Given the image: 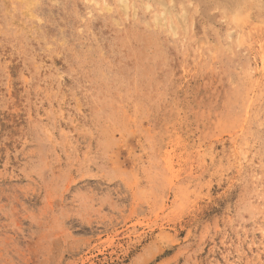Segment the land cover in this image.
<instances>
[{"label": "rangeland", "instance_id": "rangeland-1", "mask_svg": "<svg viewBox=\"0 0 264 264\" xmlns=\"http://www.w3.org/2000/svg\"><path fill=\"white\" fill-rule=\"evenodd\" d=\"M0 264H264V0H0Z\"/></svg>", "mask_w": 264, "mask_h": 264}]
</instances>
